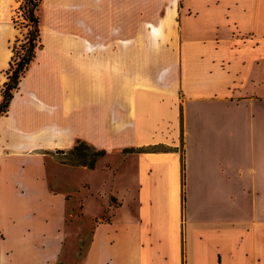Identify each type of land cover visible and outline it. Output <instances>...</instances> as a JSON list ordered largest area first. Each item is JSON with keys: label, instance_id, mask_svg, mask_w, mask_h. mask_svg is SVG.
<instances>
[{"label": "crops", "instance_id": "0c3cea01", "mask_svg": "<svg viewBox=\"0 0 264 264\" xmlns=\"http://www.w3.org/2000/svg\"><path fill=\"white\" fill-rule=\"evenodd\" d=\"M16 4L0 0V11ZM42 8L54 17L42 27L45 47L0 118V264H264V93L244 90L264 86V0H43ZM169 19L179 24L175 45L148 49ZM237 125L250 205L238 229ZM77 140L107 154L86 171L127 172L134 206L124 210L113 195L118 205L108 221H92L87 243L68 242L70 201L42 164ZM149 146L159 149L124 152ZM196 200L211 209L208 227L195 229ZM209 238L220 246L211 251Z\"/></svg>", "mask_w": 264, "mask_h": 264}, {"label": "rangeland", "instance_id": "374dc122", "mask_svg": "<svg viewBox=\"0 0 264 264\" xmlns=\"http://www.w3.org/2000/svg\"><path fill=\"white\" fill-rule=\"evenodd\" d=\"M15 1L17 4L15 5L16 8L14 10H12V6H9L5 10L0 11V35L4 40L3 43H0V49L5 50V46L7 44L11 56L13 55V45L17 43L16 41H18V45L21 44L28 32L27 21L16 17L15 24L12 20L13 17L15 18L16 16L15 12L18 7L24 3L23 0ZM10 13L12 14L11 18H7V15ZM40 16L44 26L49 25V23L54 19L53 12H51L50 8L43 9L41 7ZM158 26L160 31L159 40L157 42L147 43V47L148 49L154 51H163L166 49V46L169 47L175 45V43H172L171 40L177 38L179 24L177 21L169 19L163 22L161 21ZM141 34V32L137 31V35ZM6 39L9 43L5 42ZM69 46L72 47L71 45ZM143 47V44H136L137 49H143ZM40 58L44 59V56H41ZM244 90H255L257 92L264 93V86L261 88L258 86L253 88L252 85L246 84ZM77 122V118L73 116L71 123L72 126L78 125L76 124ZM243 149V130L242 126L237 125L232 129L231 138V161L233 170V199L231 212L233 225L235 223V228L237 229L240 228V224L243 221V216L241 215H243L245 211L250 210V205L246 201L244 193ZM62 151L65 153L58 152V150L48 152V157L42 160L43 172L46 175L50 186L54 188V190L65 193L70 201L68 207V221L72 223V226L70 229L71 237L68 238V242L87 243L91 237L92 221L98 218L108 221L111 217L113 209L118 205V201L113 195L119 193L120 196H123L126 203L123 208L124 210H130V207H134L133 205L128 206L127 204L129 201V194L127 192L129 180H127V172H113L107 169H105V171L101 170V168L94 172L91 170L86 171L85 168L80 167L79 165H72V161L74 159L73 156L66 154L69 150ZM106 157L107 154L100 159H104ZM109 159L112 163L116 164L118 158L117 155L111 154ZM109 164L108 166H110ZM86 183H88L89 186ZM1 184L2 182L0 176V205L1 200L3 199L2 190H4ZM12 196L8 194V198ZM210 211L211 209H208L204 202L198 204L197 200L195 201V229L208 227L210 223L208 213ZM235 232H237V234L239 233L238 230ZM257 239L258 242L264 243V235H257ZM208 244L211 251L217 246H220L219 242L215 238H209Z\"/></svg>", "mask_w": 264, "mask_h": 264}, {"label": "trees", "instance_id": "16d2710c", "mask_svg": "<svg viewBox=\"0 0 264 264\" xmlns=\"http://www.w3.org/2000/svg\"><path fill=\"white\" fill-rule=\"evenodd\" d=\"M16 10L13 22L16 24V17L22 18L28 22V32L21 44L15 43L12 48L13 55L9 61V67L5 70L6 81L0 87V118L7 115L15 94L20 89L22 79L26 76L29 69L35 62L37 55L44 49L43 43V24L40 16L43 0H23ZM159 148L154 146L143 147L138 149H126L124 152H146ZM170 151V148H165ZM58 152L65 153L62 150ZM69 156H73L72 165L86 166L94 169L97 161L106 155L105 150H99L85 142L77 140L74 147L69 150ZM75 160V161H74ZM182 162V184L185 183V160L184 155L181 157ZM185 201V196H183Z\"/></svg>", "mask_w": 264, "mask_h": 264}]
</instances>
